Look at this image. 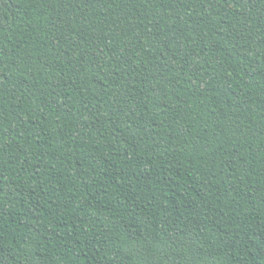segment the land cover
<instances>
[{
  "label": "trees",
  "instance_id": "16d2710c",
  "mask_svg": "<svg viewBox=\"0 0 264 264\" xmlns=\"http://www.w3.org/2000/svg\"><path fill=\"white\" fill-rule=\"evenodd\" d=\"M0 264H264V0H0Z\"/></svg>",
  "mask_w": 264,
  "mask_h": 264
}]
</instances>
